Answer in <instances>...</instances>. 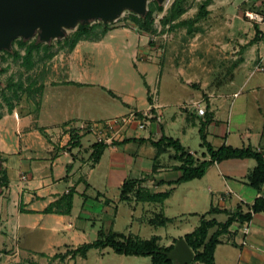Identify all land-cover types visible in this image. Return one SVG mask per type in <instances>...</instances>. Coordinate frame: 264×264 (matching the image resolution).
Listing matches in <instances>:
<instances>
[{
    "label": "crops",
    "instance_id": "crops-1",
    "mask_svg": "<svg viewBox=\"0 0 264 264\" xmlns=\"http://www.w3.org/2000/svg\"><path fill=\"white\" fill-rule=\"evenodd\" d=\"M207 10L209 39L197 48H206L210 63L230 62L225 86L205 84L185 98L178 90L190 86L188 77L181 83L167 73L173 82L160 90L161 69L154 74L145 62L149 49L156 50L158 45L147 49L137 40L131 55L137 83L122 75L118 85L110 88L108 80L98 82L80 68V42L65 78L45 85L33 121L25 118L13 121V126V114L1 118L0 170L8 184L3 188L5 215L0 230L15 234L13 257H38L39 264H71L92 252L108 255L112 249L107 247L90 249L85 257L55 258L96 241L101 232L141 240L156 238L159 246L168 247L193 232L202 216L224 223L228 212L241 209L247 213L257 198L264 197V185L258 190L250 185L256 167L253 159L215 163L200 179L169 185L180 177L181 163L172 148L158 150L152 145L162 137L172 138L197 162L207 161L202 126L214 149L250 147L264 157V74L255 71L257 66L264 67V0H211ZM245 11L258 13L263 21L248 20ZM104 38L91 43L99 45ZM153 82L158 85L156 90ZM195 103L205 107L204 115L197 113ZM151 107L160 120L153 119L144 130L135 125L120 128L95 164L91 157L95 139L83 136L72 146L71 134L65 130L70 123L105 121ZM22 176L27 180L21 181ZM126 181L134 184L127 198L121 199ZM69 193L72 205L66 213V207L54 204ZM121 203L128 206V212H120ZM51 205L53 211L45 213ZM186 222L188 228L180 230ZM9 240L0 236V255ZM126 257L148 258L151 264L149 257ZM214 262L264 264V212L253 214L248 222H234L219 237Z\"/></svg>",
    "mask_w": 264,
    "mask_h": 264
},
{
    "label": "rangeland",
    "instance_id": "rangeland-1",
    "mask_svg": "<svg viewBox=\"0 0 264 264\" xmlns=\"http://www.w3.org/2000/svg\"><path fill=\"white\" fill-rule=\"evenodd\" d=\"M173 1L165 0L160 5L162 10L153 12L152 27L148 31L140 29L138 23L133 19V17L138 18L140 16L129 11H123L121 16L114 22H91L92 26L97 27L94 32H99L101 28L99 24H108L112 30V33H109V30L101 38L103 39L109 33L104 38L103 43L99 45L91 43L94 41L90 39L95 36L92 34L89 40H80L73 48L72 42L75 31L80 24L74 29H65V37L53 39L48 43L39 42L41 44L40 48L32 52L31 68H29L28 62L25 63L24 57L26 56L27 47L37 41V36L25 41L26 45L24 46L19 44L22 39H15L12 43L11 51H9L10 54L3 51L0 52L1 118L8 114H13L10 121L13 126H16L13 121L16 123L25 118L33 121L35 109L39 105L40 94L43 92L45 85L65 78L67 64L72 62L73 50L80 42H82L80 43L78 54L81 61L80 68L87 70L91 75V79L96 77L98 82L99 80H108L110 88H112L114 83L118 85V80L122 75L128 76L131 82L137 83L135 79L138 80L136 76L138 73L133 68L131 57L132 47L135 46L137 40L143 43L142 45L147 49L150 47L149 43H153V45L157 43L158 45L156 50L149 49L148 55L145 56V62H149L146 65L152 68L154 74H157L156 72L161 69L162 84L160 83V90L168 89L169 84L173 82L172 75L177 80H180L181 83H185L188 77L187 82L190 86L186 85L184 90H178V94L185 98H187L189 91L201 89V86L205 84H208L209 88L224 85L229 80L227 71L231 65L230 62L210 63L208 62V57L205 56L206 48H197L198 43L207 42L209 39L208 29L211 20L208 15L200 17L198 14L201 5L206 0H185L183 2L185 12L177 19L163 22ZM154 2V0L147 1L146 11L151 6H154ZM186 21H190L189 24H181ZM200 34H202L201 37ZM151 39H154V42ZM85 54L87 55L86 57H84ZM138 66L141 67L142 65L138 64ZM140 70H143V68H140ZM167 73H172V75L169 76ZM18 83L22 85V88H18ZM157 86L153 82L152 87L155 90L158 88ZM8 104H12V112L8 111ZM70 124L73 126V123ZM91 136L96 141V138L93 135ZM4 198V190L0 187V221L1 216L5 215L4 209L2 210V200L4 201ZM127 209L128 206L125 203H121L120 212L124 214L128 212ZM191 222L193 223V221ZM184 228H188L187 222L182 224L180 230ZM14 235L8 229H5L4 232L0 230L1 238H12L3 248L4 255H0V264H39L40 260L38 257H13L16 249V241L13 239ZM147 261H149L148 258L119 256L109 250L108 255L101 256L92 252L87 259L77 258L71 264H147ZM42 263L46 264L45 262Z\"/></svg>",
    "mask_w": 264,
    "mask_h": 264
},
{
    "label": "trees",
    "instance_id": "trees-1",
    "mask_svg": "<svg viewBox=\"0 0 264 264\" xmlns=\"http://www.w3.org/2000/svg\"><path fill=\"white\" fill-rule=\"evenodd\" d=\"M185 0H174L168 14L164 17L163 22H170L174 19L179 18L184 12L185 8L183 2ZM211 0H206L200 7L199 16H207L208 11L207 7L209 6ZM155 10L161 11L162 6L158 5L154 2V6H151L145 17H138L133 19L138 23L140 29L148 31L152 27V15ZM190 21H186L181 23L189 24ZM90 24V23H89ZM82 25L80 24L74 35V40L72 42V47L76 45L77 42L80 40H89L90 35L94 34L91 41H98L100 40L110 29L109 25L107 24H99L101 28L99 32H94L96 26L89 25ZM99 28V27H98ZM136 30V29H135ZM257 32V36H258ZM154 42V41H152ZM20 46L26 45L24 40L19 42ZM150 46L153 43H149ZM41 44L37 41L31 43L27 47L26 56L24 57L25 63H29V68L32 67L31 60H32V52L34 50H38ZM72 48V49H73ZM6 52L10 54V52ZM18 88H22V85L18 83ZM42 94V92H41ZM40 94V95H41ZM41 97V96H40ZM7 101V100H6ZM7 103H9L7 101ZM9 112H12V104H8ZM2 114L0 113V118ZM71 144L75 146L78 144L80 136L77 135L75 131H71ZM200 136L202 140V146L206 148L207 153L209 154L210 159L207 161L197 162L194 157L185 150L181 144L172 138L162 137L158 142L152 143L154 147L160 150L162 147L164 148H172L175 152V159L178 160L181 165L178 167V170L181 172L179 178L175 181L170 182L169 185L181 184L184 182H188L193 179H200L202 178L208 168L215 164L220 163L230 159H253L256 162V167L254 168L251 176H250V185L255 190H258L262 185H264V157L260 152L253 150L250 147L247 148H232L231 146L223 145L220 148L214 149L205 138L204 129L201 126L200 128ZM105 144L96 142L92 148L93 152L91 154L93 163H97L103 149L105 148ZM0 162L2 163L3 160L0 157ZM8 184L7 177L3 171L0 170V187L4 188ZM134 182L126 181L121 186V199H126L127 194L131 191ZM166 196V195H165ZM55 206L60 207L61 205L66 207L65 212L69 213L71 210L72 205V194L69 193L68 195L62 197L57 203L54 204ZM54 205L49 206L45 213H50L53 211ZM264 212V197L257 198L254 203L252 204L250 211L247 213H243L241 209H237L233 212H228V218L224 223H219L214 219H206L205 216H202L199 226L191 233L186 234L183 239L192 250L194 254V259L190 264H215L214 262V250L216 246L219 244V237L228 232L229 227L234 222H248L251 220L253 214L262 213ZM214 231L210 234V231ZM176 241V240H175ZM110 248L112 251L118 255L124 256H138V257H149L151 264H176L174 261L166 260L164 252H169L173 245L168 247H161L157 244V239L152 238L150 240H141L138 238H126L122 236H117L112 233L104 234L100 233L99 239L96 241L85 244L81 247H78L75 250H69L64 255H57L55 258H59L61 260L65 259L67 256H71L74 258L75 256L85 257L86 253L90 249H97V248Z\"/></svg>",
    "mask_w": 264,
    "mask_h": 264
},
{
    "label": "water",
    "instance_id": "water-1",
    "mask_svg": "<svg viewBox=\"0 0 264 264\" xmlns=\"http://www.w3.org/2000/svg\"><path fill=\"white\" fill-rule=\"evenodd\" d=\"M147 1L0 0V52L11 51L17 38L28 41L37 36V42L48 43L65 37V29H74L79 24L114 22L123 11L145 17ZM154 1L162 5L165 0ZM164 255L166 260L176 264H190L194 259L184 239L176 240L173 248Z\"/></svg>",
    "mask_w": 264,
    "mask_h": 264
},
{
    "label": "built area",
    "instance_id": "built-area-1",
    "mask_svg": "<svg viewBox=\"0 0 264 264\" xmlns=\"http://www.w3.org/2000/svg\"><path fill=\"white\" fill-rule=\"evenodd\" d=\"M244 17L257 23L263 21V17H261L258 13L251 11H245ZM151 40L154 41V39ZM255 71L264 74V67L257 66ZM194 105L196 106L197 113L199 115L205 114V107L198 106V104ZM153 119L158 121L160 120L159 114L155 112V107H151L144 112L130 111L124 116L101 122L78 123L74 124L73 126L68 124L65 126V130H67L68 133L75 131L80 137L90 134L96 138V142L105 145H111L120 128L127 127L129 125H135L137 129L144 130ZM26 180L27 178L25 176L21 177V181L24 182Z\"/></svg>",
    "mask_w": 264,
    "mask_h": 264
}]
</instances>
